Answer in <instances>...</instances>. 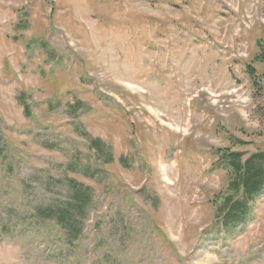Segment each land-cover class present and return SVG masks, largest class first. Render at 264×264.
I'll return each mask as SVG.
<instances>
[{"label":"rangeland","instance_id":"1","mask_svg":"<svg viewBox=\"0 0 264 264\" xmlns=\"http://www.w3.org/2000/svg\"><path fill=\"white\" fill-rule=\"evenodd\" d=\"M259 43L264 0H0V264H264V191L214 223L217 150L264 153ZM70 182L77 239L34 217Z\"/></svg>","mask_w":264,"mask_h":264},{"label":"trees","instance_id":"2","mask_svg":"<svg viewBox=\"0 0 264 264\" xmlns=\"http://www.w3.org/2000/svg\"><path fill=\"white\" fill-rule=\"evenodd\" d=\"M258 47L260 51L254 61L255 63L264 64V46L259 43ZM247 73L250 79L254 83H257L256 79L258 76L255 69L249 67ZM18 101L24 108L26 117L30 118L31 108H29L23 98H19ZM2 141L5 142L0 135V157L3 150ZM94 143L96 147H99V143ZM98 149L101 151L100 147ZM216 156L218 157L221 169L227 174L228 187L226 194L221 193L214 201V205L217 206L214 223H222V226L229 230L231 225H242V223L249 219L252 204L264 191V153L246 157L241 152L217 150ZM109 157L111 158L112 156ZM120 162L125 166L124 158H121ZM75 165L72 164V166ZM82 175L92 178L87 173ZM70 183H72L69 186L71 188L70 200L60 206L58 205L56 208L50 207L49 211L37 212V214H34V217L40 221H48L49 224H52L55 228L64 232V234H69V236L71 234L77 239V233L74 234V231L78 230V222L85 217L88 192L80 187L78 183ZM53 219L55 221H52Z\"/></svg>","mask_w":264,"mask_h":264}]
</instances>
